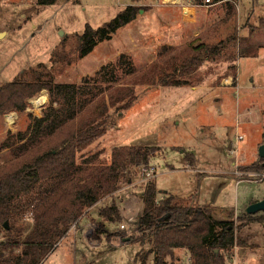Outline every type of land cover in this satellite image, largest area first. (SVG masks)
<instances>
[{
    "label": "rangeland",
    "instance_id": "rangeland-1",
    "mask_svg": "<svg viewBox=\"0 0 264 264\" xmlns=\"http://www.w3.org/2000/svg\"><path fill=\"white\" fill-rule=\"evenodd\" d=\"M132 1L58 0L53 5H41L38 0H0V84L12 81L23 69L39 63L50 65L52 52L61 42L68 53H77L76 34H82L87 24L94 28L103 25ZM136 1L142 3L138 18L86 57L76 58L57 78L59 82L83 84L103 65H115L123 53L132 59L136 69L133 76L123 77L116 85L102 84L100 91L104 90L105 95L107 87L132 86L135 99L128 108L122 106L124 103L109 108L107 132L79 154V161L93 157L94 162L109 163L117 146H158L148 168L155 173L149 179L156 180L159 197L166 191L180 199L195 194L202 206L214 209L216 219L232 221L237 229L238 242L230 254L225 253L224 264H264V221L245 220L247 206L264 198V177L257 169L264 131V0H235L233 27L227 26L228 19L223 23L228 34L238 28L236 42L198 66H190L188 59L201 53L196 51L197 42L207 43L201 42L204 30L196 38L188 35V27L175 43L173 25L182 18L181 14L166 10L162 2L165 0ZM222 4L196 6L200 24L215 19L221 27ZM144 21L151 26H142ZM142 29L144 33L140 35ZM218 36L208 44L220 42L227 34ZM257 43L260 47L256 55L241 53L242 48L251 50ZM185 66L190 73L182 74ZM230 74L237 75L236 86H223ZM174 78L186 82L175 85ZM133 80L141 82L134 84ZM42 92L46 101L35 106L33 99ZM37 96L24 112L13 111L0 117V145L9 132L27 128L29 114L42 116L51 103L50 93L44 89ZM238 135L242 139L237 151L231 153L226 147L236 149ZM10 154V149L0 148V163ZM187 156L191 162L186 161ZM237 166L242 172L240 177L235 174ZM142 167L132 168L130 182L123 180L119 190L91 210V224L83 230L79 224L86 218L74 224L42 264H142L143 256L145 264H152L150 244L139 240L143 236L138 226L143 210L141 193L149 180L142 179ZM112 202L119 205L124 217L102 226L99 205ZM30 216L26 214L28 222ZM130 217L133 221H129ZM121 224L126 227L120 228ZM3 239L2 233L0 240ZM168 261L190 264V257L185 249H177Z\"/></svg>",
    "mask_w": 264,
    "mask_h": 264
},
{
    "label": "trees",
    "instance_id": "trees-1",
    "mask_svg": "<svg viewBox=\"0 0 264 264\" xmlns=\"http://www.w3.org/2000/svg\"><path fill=\"white\" fill-rule=\"evenodd\" d=\"M57 2L38 0L41 5ZM140 11V5L129 4L97 28L87 24L82 34H76L77 53H68L61 42L52 52L50 65L39 63L23 69L12 81L0 84V117L13 111L24 112L30 100L44 89L51 98L42 116L29 114L27 128L9 132L0 145L1 149L11 150L10 156L0 163V235L4 234L0 240V264H42L88 209L119 190L123 180L130 182L132 168L149 167L159 151L153 145H124L113 148L109 163L94 162L93 157L79 161V154L107 132L109 108L120 103L128 108L134 102L135 89L127 84L107 87V95L100 91L102 84L116 85L123 77L135 74L134 63L126 54H121L115 65L110 64L111 69L108 64L103 65L95 76L85 78L83 84L57 79L76 58L86 57L100 43L112 39L119 29L132 23ZM237 29L234 27L216 44L198 45L196 51L201 53L188 59L190 66L220 55L222 49L236 42ZM259 47L260 44H254L253 49L245 47L241 53L256 55ZM188 66L182 74L190 73ZM185 82L175 79L172 83ZM257 166L264 173V158ZM158 193L156 180L146 181L138 221L143 232L139 240L150 244L152 264H171L168 258L177 249L188 252L190 264H224L225 253L230 254L238 242L234 223L216 219L214 209L202 206L195 194L180 199L167 191L162 197ZM99 207L102 226L106 222L115 224L124 217L116 202ZM28 213L31 222L26 220ZM245 220L264 221V213L248 214ZM142 258L145 264V257Z\"/></svg>",
    "mask_w": 264,
    "mask_h": 264
},
{
    "label": "crops",
    "instance_id": "crops-1",
    "mask_svg": "<svg viewBox=\"0 0 264 264\" xmlns=\"http://www.w3.org/2000/svg\"><path fill=\"white\" fill-rule=\"evenodd\" d=\"M165 1H162V2L165 4L164 8L166 10L171 11L174 14L180 13L181 14L180 16H182V18L178 19V21L173 25L174 28L172 31H173L174 35L172 33L171 34L173 36L175 43H178L181 40V38H182L181 36L184 34L183 32H185L186 28H188V27L191 29V30H189L190 33L188 35L191 37H196V38H197V36H199L198 34L204 30L203 34H202V37L203 36L204 37H203V40L201 42L202 43L203 42L208 43V41L213 40V38L215 36L219 35L218 37H221L224 34L228 33V29L226 30V25L223 23L224 19H228L227 26L233 27V20L235 22V18H231L235 15L236 9H235L234 4H233V2L235 0H231L229 2L224 1V4H222L224 7V14L221 18V21H222L221 27L220 26L218 27L219 20H215V19H211V21H207L208 22L207 24H206V22L200 24L201 19L197 18V14L195 13L196 8L194 6H187L183 0L171 1L169 3L165 2ZM130 4L141 5L142 3L134 0ZM241 14L242 13H241V10L239 7V17H241ZM141 24H142V26H146L148 24H149V26H151V23H146V21H144ZM203 24H205V25H203ZM234 26H235V23H234ZM219 28H221V29H219ZM216 29L219 31H215ZM207 30H209V31H207ZM143 33L144 32L142 29L140 31V35H142ZM195 47H198V42L195 44ZM236 76L237 75L230 74L228 76V78H230L229 81L227 83L224 81V83L222 85L223 86H236V80H237ZM224 80H225V78H224ZM197 87L198 86H195V88H197ZM263 133H264V131H263ZM261 144H263V143L261 142ZM186 161L191 162L190 160H186ZM262 199H264V198H262ZM91 210H92V208L88 209L86 211V213L83 215V217L81 218V220L79 221V223H81V221H83V219L86 218L85 222L79 224L80 230L85 229L86 225L91 224L92 216L88 215L91 212ZM263 213H264V211H263ZM254 215H260V212L257 214H254Z\"/></svg>",
    "mask_w": 264,
    "mask_h": 264
},
{
    "label": "built area",
    "instance_id": "built-area-1",
    "mask_svg": "<svg viewBox=\"0 0 264 264\" xmlns=\"http://www.w3.org/2000/svg\"><path fill=\"white\" fill-rule=\"evenodd\" d=\"M180 1V0H179ZM184 2H185V4L187 5V6H194V7H196V6H198V5H203L204 7H206V8H210V7H212V6H214V5H216L217 3H219V2H224V0H219V1H214V0H202L201 1V4H199V2L197 1V0H183ZM226 83L228 82V81H225ZM35 106H36V104H35ZM41 106V105H40ZM40 108V107H39ZM14 120V119H13ZM13 120H12V122H13ZM242 139V136L241 135H238L237 137H236V139H235V143H236V149H232L231 147H226V150H229L231 153L232 152H236L237 151V145H238V142L240 141ZM239 167L237 166V168H236V170H235V174L238 176V177H240V176H242V172L238 169ZM155 175V173L152 171V169L151 168H148V167H146V166H144V167H142L141 168V177H142V179H144V181L146 180V179H149V178H151V177H153ZM259 175L260 176H262V177H264V173H259ZM133 217H130V219H129V221H133ZM126 226H125V224H121L120 225V228H125Z\"/></svg>",
    "mask_w": 264,
    "mask_h": 264
},
{
    "label": "water",
    "instance_id": "water-1",
    "mask_svg": "<svg viewBox=\"0 0 264 264\" xmlns=\"http://www.w3.org/2000/svg\"><path fill=\"white\" fill-rule=\"evenodd\" d=\"M260 157L264 158V143L260 146ZM264 211V199L251 203L247 206L246 213L250 215L257 214L259 212ZM6 227H9L8 221L5 222ZM130 238H126L125 240H129Z\"/></svg>",
    "mask_w": 264,
    "mask_h": 264
},
{
    "label": "bare ground",
    "instance_id": "bare-ground-1",
    "mask_svg": "<svg viewBox=\"0 0 264 264\" xmlns=\"http://www.w3.org/2000/svg\"><path fill=\"white\" fill-rule=\"evenodd\" d=\"M173 1H176V0H173ZM45 101H46V94L44 92H42L39 96L33 99V102L36 104V106L41 105Z\"/></svg>",
    "mask_w": 264,
    "mask_h": 264
},
{
    "label": "flooded vegetation",
    "instance_id": "flooded-vegetation-1",
    "mask_svg": "<svg viewBox=\"0 0 264 264\" xmlns=\"http://www.w3.org/2000/svg\"><path fill=\"white\" fill-rule=\"evenodd\" d=\"M261 159V158H260Z\"/></svg>",
    "mask_w": 264,
    "mask_h": 264
}]
</instances>
